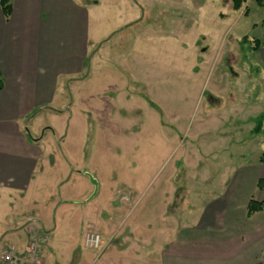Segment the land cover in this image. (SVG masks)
<instances>
[{
  "label": "rangeland",
  "instance_id": "1",
  "mask_svg": "<svg viewBox=\"0 0 264 264\" xmlns=\"http://www.w3.org/2000/svg\"><path fill=\"white\" fill-rule=\"evenodd\" d=\"M139 1L121 0L91 14V34L106 35L96 52L112 66L113 95L118 100L124 84L133 110L124 112L117 102L120 127L106 134L91 113L74 115L65 142L79 150L65 168L62 193L77 202L66 203L68 214L50 233L46 264H70L73 254L96 250L85 246L84 236L108 231V218L115 239L125 232L139 245L148 239L147 264H161L165 235L177 224L207 222L235 170L259 164L264 153V118L262 130L254 131L264 112V71L259 54L249 49L264 38V6L256 0L240 10L231 0ZM244 36L250 41L242 42ZM92 53L86 64L90 92L99 82ZM139 82L158 85L141 88ZM123 121L132 134L124 132ZM49 125L57 137L67 129L59 116L45 113L34 130L41 135ZM46 138L56 141L52 132Z\"/></svg>",
  "mask_w": 264,
  "mask_h": 264
},
{
  "label": "crops",
  "instance_id": "2",
  "mask_svg": "<svg viewBox=\"0 0 264 264\" xmlns=\"http://www.w3.org/2000/svg\"><path fill=\"white\" fill-rule=\"evenodd\" d=\"M11 1L9 18L0 3V249L14 245L23 250L29 239V220H35L50 237L61 214L62 218L68 214L66 203L77 202L67 200L62 193L66 190L65 168L79 150L65 142L72 134L74 115L87 118V113H91L97 129L106 134L120 127L115 122L117 102L124 112L130 114L133 109L128 106L130 93L124 84L118 100L113 95L117 85L112 80V66L96 52L106 35L91 34L92 16L101 8L108 11L120 6L121 0ZM261 41L252 51L259 54L258 67L264 71V38ZM92 51L97 57L92 75L99 82H92L90 92L86 64ZM139 83L141 88L158 85ZM228 93L233 97V89ZM142 94L152 101L146 93ZM45 113L67 123L65 134L57 137L52 125L41 135L34 130L37 119ZM122 116L126 118L125 114ZM123 125L124 132L132 134L131 124L123 121ZM46 131L52 132L56 141L47 139ZM240 166L233 179L228 180L225 193L213 206L207 222L177 224L165 235V247L157 257L161 264H264V210L247 215L252 197L264 201V189L258 188L259 180L264 179V163ZM111 219L106 220L108 231H98L102 234V247L73 254L70 264L152 261L148 239H142L139 245L126 232L122 240L115 239ZM44 257L42 262L46 264Z\"/></svg>",
  "mask_w": 264,
  "mask_h": 264
},
{
  "label": "built area",
  "instance_id": "3",
  "mask_svg": "<svg viewBox=\"0 0 264 264\" xmlns=\"http://www.w3.org/2000/svg\"><path fill=\"white\" fill-rule=\"evenodd\" d=\"M29 239L23 250L14 245H5L0 249V264H43L42 247L49 239V232L42 229L35 220H29ZM87 248L100 249L102 236L98 232L88 231L84 236Z\"/></svg>",
  "mask_w": 264,
  "mask_h": 264
},
{
  "label": "trees",
  "instance_id": "4",
  "mask_svg": "<svg viewBox=\"0 0 264 264\" xmlns=\"http://www.w3.org/2000/svg\"><path fill=\"white\" fill-rule=\"evenodd\" d=\"M247 0H231V4L233 9L240 10L242 7L245 6ZM256 2L259 5L264 6V0H256ZM3 12L5 14L6 18H9L11 11H12V1L11 0H0ZM264 25V22H263ZM245 40H249L248 36H244L242 38V42ZM262 44V41L260 39H254L251 41V44L249 46L250 50L257 49ZM264 118V112H262L259 116H257V124L254 128L255 132H260L262 130V121ZM260 163H264V153L259 158ZM258 188L264 189V179H260L258 182ZM264 210V201H258L254 197H252L249 201V204L247 206V215L251 216L257 211Z\"/></svg>",
  "mask_w": 264,
  "mask_h": 264
},
{
  "label": "water",
  "instance_id": "5",
  "mask_svg": "<svg viewBox=\"0 0 264 264\" xmlns=\"http://www.w3.org/2000/svg\"><path fill=\"white\" fill-rule=\"evenodd\" d=\"M92 181L94 182L95 185L97 184V182L95 180H92Z\"/></svg>",
  "mask_w": 264,
  "mask_h": 264
}]
</instances>
